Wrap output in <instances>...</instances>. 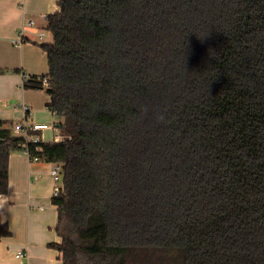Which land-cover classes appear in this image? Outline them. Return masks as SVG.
<instances>
[{"label":"trees","instance_id":"obj_1","mask_svg":"<svg viewBox=\"0 0 264 264\" xmlns=\"http://www.w3.org/2000/svg\"><path fill=\"white\" fill-rule=\"evenodd\" d=\"M45 90L63 264H264V0H58ZM15 124L0 120V197ZM11 235L0 219V241Z\"/></svg>","mask_w":264,"mask_h":264},{"label":"crops","instance_id":"obj_2","mask_svg":"<svg viewBox=\"0 0 264 264\" xmlns=\"http://www.w3.org/2000/svg\"><path fill=\"white\" fill-rule=\"evenodd\" d=\"M58 10V0H0V120L46 124L51 127L42 133L46 142L63 140L56 129L61 120L49 111L46 91L26 89L24 83L48 73L40 45L51 44L53 37L48 31L51 41L45 43L46 35L41 38L39 32ZM28 20L34 21L32 27L25 24ZM51 132L57 133L53 139ZM55 165L20 150L10 156L9 188L0 197V219L11 235L0 241V264H63L61 254L49 246L61 241L56 232L58 211L52 202Z\"/></svg>","mask_w":264,"mask_h":264},{"label":"built area","instance_id":"obj_3","mask_svg":"<svg viewBox=\"0 0 264 264\" xmlns=\"http://www.w3.org/2000/svg\"><path fill=\"white\" fill-rule=\"evenodd\" d=\"M33 22H30L28 26H32ZM44 34H42L40 37L42 38ZM23 40L20 39L18 43H22ZM43 83V87L46 88L48 86V80L47 79H41ZM51 127L46 124H28L27 122L18 123L14 126V133L16 136H20L24 138L23 143L21 144V150L24 154L28 155L30 157V148L29 144H39L40 142H45L44 138L42 137V133L46 131L47 129H50ZM31 158V157H30ZM35 160H38L37 158H34ZM51 176L56 184V187L54 189V197L58 196L62 189V166L60 164H57L53 167L51 171ZM24 254H18L17 257H23Z\"/></svg>","mask_w":264,"mask_h":264},{"label":"rangeland","instance_id":"obj_4","mask_svg":"<svg viewBox=\"0 0 264 264\" xmlns=\"http://www.w3.org/2000/svg\"><path fill=\"white\" fill-rule=\"evenodd\" d=\"M30 22H33V24H32V26H33V25H34V21H29V20H28L27 23H25V24L28 25ZM32 26H30V27H32ZM41 32H42L44 35H46L44 41H43V40H42V41L45 42V43H47V42L50 43V41H51V35H50V33H49L46 29H43V30H41V31L39 32L40 36L42 35ZM42 38H43V37H42ZM17 39H18V37L15 38L16 41H17ZM51 134H53L51 139H53L54 137L57 136V133H56V132H51ZM44 141L46 142L47 140H44ZM49 141H52V140H49Z\"/></svg>","mask_w":264,"mask_h":264}]
</instances>
